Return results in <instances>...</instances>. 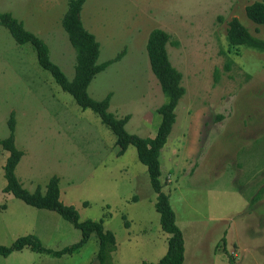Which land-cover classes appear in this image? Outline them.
Wrapping results in <instances>:
<instances>
[{
    "label": "rangeland",
    "instance_id": "374dc122",
    "mask_svg": "<svg viewBox=\"0 0 264 264\" xmlns=\"http://www.w3.org/2000/svg\"><path fill=\"white\" fill-rule=\"evenodd\" d=\"M251 1L84 0L79 11L98 42L97 61L124 47L95 73L87 92L93 98L110 92L107 109L128 113L125 129L140 136L153 135L163 100L145 51L147 33L160 27L176 41L165 47L185 90L159 154V179L182 233V264H264V55L228 47L224 36L231 16L264 36V25L244 13ZM66 2L0 0V11L41 37L49 58L70 78L74 51L60 24ZM11 111L13 142L22 151L14 167L18 180L28 190H43L56 174L59 199L76 208L78 219L99 218L112 231L115 246L103 264L156 261L164 253L168 233L134 145L116 153L115 136L98 115L60 88L29 42L16 43L0 24V138L10 132ZM6 152L0 144V243L25 234L52 249L76 241L79 229L58 212L2 189ZM96 250L92 231L71 253L23 246L0 254V264H96Z\"/></svg>",
    "mask_w": 264,
    "mask_h": 264
},
{
    "label": "trees",
    "instance_id": "16d2710c",
    "mask_svg": "<svg viewBox=\"0 0 264 264\" xmlns=\"http://www.w3.org/2000/svg\"><path fill=\"white\" fill-rule=\"evenodd\" d=\"M84 0H67L66 7L61 14L60 24L66 32L67 39L74 51L73 73L67 78L61 68L49 58L48 47L44 40L31 30L25 28L21 20L17 19L10 11H0V24L7 28L16 43L29 42L34 50L37 63L48 70L53 80L61 89L70 93L75 102L81 107L91 108L114 134V142L118 145L116 153H121L127 145L132 144L136 150V156L142 162L148 174L151 188L155 192L153 202L158 212L159 225L168 233L166 249L156 261H140L134 264H182L183 238L180 228L175 223L174 212L168 200V194L161 187L159 179L160 163L159 150L166 140L171 124L175 118L174 107L178 98L184 93L181 84V72L171 64L165 43L175 40L169 39V33L160 28L152 27L146 36L145 51L151 71L155 75L163 94V100L156 106L160 117L152 136H140L128 132L124 124L129 117L128 113L115 116L107 109L110 92L101 98H93L87 92V85L91 78L99 70L110 62L117 60L124 52V47L102 61H97L98 42L92 32L87 30L80 19L79 11ZM244 13L251 21L264 25V0H252L244 5ZM225 40L230 46L244 45L254 48L264 55V36L259 37L248 29L235 16L227 20L225 28ZM10 132L0 138V144L5 149L6 156L2 164L5 183L3 190L10 191L14 196L25 203L55 210L63 218L70 221L79 229V238L60 248L52 249L43 246L39 240L31 235L17 236L10 244L0 243V254L6 255L11 250L21 249L27 246L32 250L44 251L53 255L71 253L81 246L93 231L97 237L96 264H103L109 251L114 248L115 238L111 230L102 226L101 219H78L76 208L70 203H63L59 199L58 176L51 174L44 184V189L36 185L32 190L22 186L14 172V167L19 160L22 151L13 142V113H9L7 119ZM127 224V221H124ZM231 264H234L230 259Z\"/></svg>",
    "mask_w": 264,
    "mask_h": 264
},
{
    "label": "crops",
    "instance_id": "0c3cea01",
    "mask_svg": "<svg viewBox=\"0 0 264 264\" xmlns=\"http://www.w3.org/2000/svg\"><path fill=\"white\" fill-rule=\"evenodd\" d=\"M174 122V121H173ZM173 124V123H172ZM171 129V128H170ZM170 132V131H169ZM169 134V133H168ZM152 136V135H151ZM165 144H166V142H165ZM164 144V145H165ZM164 145H162L161 146V148H160V150H159V154H160V156H162V149H163V147H164ZM117 150V149H116ZM175 166V173L177 174V163L174 165ZM161 181V180H160Z\"/></svg>",
    "mask_w": 264,
    "mask_h": 264
}]
</instances>
